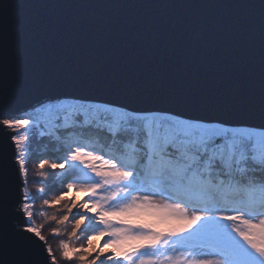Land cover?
Segmentation results:
<instances>
[{"label": "snow or ice", "instance_id": "obj_1", "mask_svg": "<svg viewBox=\"0 0 264 264\" xmlns=\"http://www.w3.org/2000/svg\"><path fill=\"white\" fill-rule=\"evenodd\" d=\"M85 6L104 5L0 3V264H264V0L143 5L258 10L249 52L240 57L248 106L227 111L258 115L259 125L211 114L216 109L207 105L200 109L207 114H172L88 95H42L17 110L20 96L44 83L40 53L55 25L40 16L21 21L15 11ZM242 27L231 22L233 39ZM144 55L142 44H112L109 71L125 79L152 75L154 65L140 62ZM186 67L205 78L185 81ZM218 70V60L201 68L197 52L173 60L167 71L169 82L191 97L216 89ZM34 139H46L59 155L32 164ZM46 167L60 170L55 179L63 186L43 199V206L60 205L59 214L42 213L56 225L47 231L37 222L35 194L45 189L31 187L44 182L38 178ZM72 189L85 196H67ZM69 221L67 239L54 247L50 237L64 234ZM79 232L87 234V246H75Z\"/></svg>", "mask_w": 264, "mask_h": 264}, {"label": "water", "instance_id": "obj_2", "mask_svg": "<svg viewBox=\"0 0 264 264\" xmlns=\"http://www.w3.org/2000/svg\"><path fill=\"white\" fill-rule=\"evenodd\" d=\"M4 0H0L3 3ZM23 3L43 0H19ZM56 2V0H48ZM84 5H104L71 8H20L14 13L21 21L36 16L55 25L54 38L46 42L40 53L44 62V83L35 93L20 96L15 108L27 106L42 95H88L94 102L109 100L127 104L130 109L167 111L172 114H207L205 105L216 109L211 113L234 122L259 125L258 115L230 116L227 109L242 110L248 106V93L241 85L243 77L240 57L249 52L252 28L258 17L254 8L232 7H145L173 3L232 4L255 3L259 0H60ZM120 5V6H108ZM126 5V6H125ZM243 21L239 35L233 39L230 25ZM112 44L134 48L142 44L145 55L140 62L154 65L155 72L142 79H125L112 74L108 65V49ZM199 53L200 66L219 61L217 76L220 84L211 92L189 97L174 87L168 79L173 60H182ZM239 52V56L237 55ZM251 67L248 68L249 76ZM194 82L205 77L201 71L186 67L183 78Z\"/></svg>", "mask_w": 264, "mask_h": 264}, {"label": "trees", "instance_id": "obj_3", "mask_svg": "<svg viewBox=\"0 0 264 264\" xmlns=\"http://www.w3.org/2000/svg\"><path fill=\"white\" fill-rule=\"evenodd\" d=\"M32 153L33 156L36 157L35 159H33V161L31 162L32 164L34 163H38V158L43 157V158H47L49 160H53L55 158L56 155H59V153H54L52 150L51 145L47 142L46 139H34L32 141ZM59 170H56L55 172H53L51 169L49 168H45L44 169V177L43 178H38V179H42L44 182H37L36 184H33L31 187L33 188L34 192L36 189L43 187L45 189V193H39V192H35V194L38 197L36 200V211H37V222H45L47 224V230H50L52 227H55L56 225L53 223H49L47 221V218L45 215H42V213H46L48 215L51 214H59V208L60 205H56V206H43V199H53V197H55L56 195L59 194L60 191L63 190V186L59 183L58 180L55 179V177L59 176L60 174H58ZM32 174V168H31V164H30V175ZM67 196H75L77 200H80L81 198H83L85 196V193L82 191H77L76 189H72L71 191H69L67 193ZM63 203V202H61ZM71 228V221L68 222L67 227H62L61 231L62 234L61 236L58 237H50L49 242L53 244V246L60 240V239H67L66 233L67 231H70ZM86 233L84 232H79L78 233V239L75 241V246L77 248H80L81 246H87L86 244ZM102 242V238L101 237H95L94 238V243L96 244H100Z\"/></svg>", "mask_w": 264, "mask_h": 264}, {"label": "rangeland", "instance_id": "obj_4", "mask_svg": "<svg viewBox=\"0 0 264 264\" xmlns=\"http://www.w3.org/2000/svg\"><path fill=\"white\" fill-rule=\"evenodd\" d=\"M58 174H60V170L57 172ZM42 194V193H41ZM57 244V243H56ZM56 244L54 245V247L56 246Z\"/></svg>", "mask_w": 264, "mask_h": 264}]
</instances>
